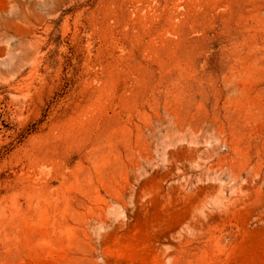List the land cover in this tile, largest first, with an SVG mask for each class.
<instances>
[{
    "label": "rangeland",
    "instance_id": "374dc122",
    "mask_svg": "<svg viewBox=\"0 0 264 264\" xmlns=\"http://www.w3.org/2000/svg\"><path fill=\"white\" fill-rule=\"evenodd\" d=\"M0 264H264V0H0Z\"/></svg>",
    "mask_w": 264,
    "mask_h": 264
}]
</instances>
